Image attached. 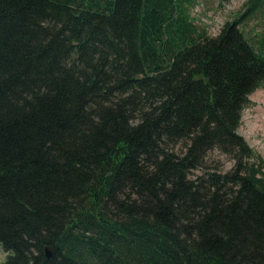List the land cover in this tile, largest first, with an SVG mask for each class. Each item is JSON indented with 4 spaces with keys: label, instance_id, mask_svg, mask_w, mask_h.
I'll return each mask as SVG.
<instances>
[{
    "label": "trees",
    "instance_id": "16d2710c",
    "mask_svg": "<svg viewBox=\"0 0 264 264\" xmlns=\"http://www.w3.org/2000/svg\"><path fill=\"white\" fill-rule=\"evenodd\" d=\"M191 2L0 0L3 264H264V0L215 35Z\"/></svg>",
    "mask_w": 264,
    "mask_h": 264
},
{
    "label": "rangeland",
    "instance_id": "374dc122",
    "mask_svg": "<svg viewBox=\"0 0 264 264\" xmlns=\"http://www.w3.org/2000/svg\"><path fill=\"white\" fill-rule=\"evenodd\" d=\"M247 0H192L189 7L194 23L200 29H206L210 35L220 31L227 20L238 17L245 10ZM242 27L252 45L264 52V10L256 11L252 17L242 20ZM249 104L242 110L239 133L246 138L253 152L261 154L264 160V81L248 96ZM212 159L219 160L225 168H229L227 155L214 151ZM7 254L0 245V264L6 260Z\"/></svg>",
    "mask_w": 264,
    "mask_h": 264
},
{
    "label": "water",
    "instance_id": "95a60500",
    "mask_svg": "<svg viewBox=\"0 0 264 264\" xmlns=\"http://www.w3.org/2000/svg\"><path fill=\"white\" fill-rule=\"evenodd\" d=\"M51 248H47L46 247V250H45V253H46V256L49 257L51 255Z\"/></svg>",
    "mask_w": 264,
    "mask_h": 264
}]
</instances>
